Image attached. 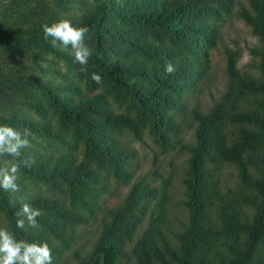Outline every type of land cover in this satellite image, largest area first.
<instances>
[{"label":"trees","instance_id":"16d2710c","mask_svg":"<svg viewBox=\"0 0 264 264\" xmlns=\"http://www.w3.org/2000/svg\"><path fill=\"white\" fill-rule=\"evenodd\" d=\"M69 1L54 5L62 12ZM237 1L94 0L69 18L36 0L32 7L23 3L21 12L0 13V123L61 141L63 131L81 145L80 155L29 147L19 157L3 156L69 200L0 187V228L17 239L47 242L56 264L58 244L75 241L103 196L115 194L112 180L128 189L98 222L88 245L75 251L77 264H264V0H244L237 11L255 37L248 47L254 73L239 68L237 52L226 47L223 94L204 108L187 102L207 77L219 34L215 21ZM62 19L89 28L92 56L86 65L44 38L42 25ZM46 53L63 58L92 88L104 91L84 94L73 81L44 80L12 67L16 57ZM169 62L177 69L172 74L165 72ZM93 73L101 77L99 84ZM239 98L244 105L234 103ZM47 106L59 130L47 119ZM6 111L14 112L5 116ZM187 114L191 136L178 139L184 154L181 199L172 209L153 178L158 171L136 175V150L114 141L111 131L140 138L147 130L165 152L183 132ZM22 203L42 212L38 228L16 227Z\"/></svg>","mask_w":264,"mask_h":264},{"label":"rangeland","instance_id":"374dc122","mask_svg":"<svg viewBox=\"0 0 264 264\" xmlns=\"http://www.w3.org/2000/svg\"><path fill=\"white\" fill-rule=\"evenodd\" d=\"M35 1L36 0H0V13L21 12L23 3L28 2L30 3V7H32L35 5ZM43 1L46 3L47 8L59 12V9L54 5V0ZM93 3L94 0H71L67 2V8L59 13L65 17L77 18ZM241 5H245L244 0H238L228 12H225L215 21L219 34L215 46L209 51L207 77L198 82L199 90L195 92V94L189 95L187 100L188 105L204 108L211 105L214 100L218 99L223 94L226 82L224 53L226 47L237 52L239 68L254 73V61L248 53V47L254 44L255 37L250 32L249 27L238 17L237 11ZM32 49L34 52L39 51V47L36 45L33 46ZM68 51L71 52L70 49ZM2 63L4 65L3 68H5V70L8 69L9 65L7 61L2 60ZM12 67L17 72L26 69L44 80H52L54 82L73 81L79 85L81 92L84 94L93 95L94 93L104 91L101 87L92 88L82 76V71L73 70L67 65V62L63 58L57 57L52 53H46L45 57H29V55L27 57H16V62ZM106 97L111 100L107 94ZM234 103L240 106L244 105L240 98ZM47 107L49 110L47 119L56 130H59L56 123V114L52 113V109L49 106ZM13 112L14 111H6L4 115L11 116ZM29 113L34 114L31 110H29ZM189 116L190 114L185 116L186 121L184 123L185 128L183 132L173 139V145L165 152L153 141L147 130L142 132L140 138H136L129 131L124 129L111 131L114 141L128 145L136 150V175H153L155 170L158 171L159 175H153V178L159 187H162L161 189L164 188L163 190L168 193L169 205L172 209L176 208L181 199L178 177L182 168L181 164L184 159V154L180 153L178 139H189L191 136V129L190 127L188 128V126L192 121ZM0 126L5 125L0 123ZM19 131L27 134L31 147L37 152L56 155L61 151H67L80 155V143L78 142L75 144L70 136L63 133V131H59L60 136L64 138L63 141L44 138L29 131ZM255 154L260 155L261 150L249 152V155ZM12 164L13 162L10 159L0 156V167H11ZM224 171L228 173L231 172V169L226 168ZM17 182L19 184L20 193L54 197L65 202L69 200L66 192L50 188L42 181L23 174L21 171L18 172ZM111 184L116 186L115 194L103 196L98 207L94 208L95 218L90 219L86 226L79 231L80 235L76 240L70 241L68 244H58L59 254L55 255L56 264H77V260L74 256L75 251L83 245H88L93 238L98 222L108 216V209L115 205L128 189V184L125 183H115L111 180ZM236 190L237 188L235 191ZM78 210L84 214L89 213L82 207L78 208ZM127 256V259H130V255ZM125 264H131L130 260Z\"/></svg>","mask_w":264,"mask_h":264},{"label":"clouds","instance_id":"9594fccd","mask_svg":"<svg viewBox=\"0 0 264 264\" xmlns=\"http://www.w3.org/2000/svg\"><path fill=\"white\" fill-rule=\"evenodd\" d=\"M44 38H51L53 47L63 51L71 50L76 62L86 65L92 56V50L86 43V36L89 33L87 26L77 27L68 19L42 25ZM176 67L171 63L165 65V72L172 74ZM92 79L96 83L101 82V77L93 73ZM31 147L26 133L10 126H0V156L9 155L19 157L23 149ZM28 166L27 161H24ZM34 163V161H33ZM19 164H12L11 167H0V187L5 191H19L17 184ZM40 209H34L28 203H22L21 208L16 212V227L27 231L39 227L37 217L41 216ZM0 264H53L52 250L47 242H29L17 239L15 234L6 229L0 228Z\"/></svg>","mask_w":264,"mask_h":264}]
</instances>
